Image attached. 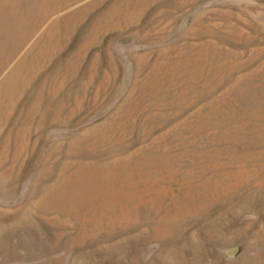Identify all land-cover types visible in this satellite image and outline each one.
I'll return each instance as SVG.
<instances>
[{
  "label": "rangeland",
  "instance_id": "obj_1",
  "mask_svg": "<svg viewBox=\"0 0 264 264\" xmlns=\"http://www.w3.org/2000/svg\"><path fill=\"white\" fill-rule=\"evenodd\" d=\"M0 264H264V0H0Z\"/></svg>",
  "mask_w": 264,
  "mask_h": 264
}]
</instances>
